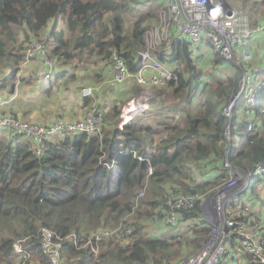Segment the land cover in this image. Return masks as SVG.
I'll return each mask as SVG.
<instances>
[{"label": "trees", "instance_id": "16d2710c", "mask_svg": "<svg viewBox=\"0 0 264 264\" xmlns=\"http://www.w3.org/2000/svg\"><path fill=\"white\" fill-rule=\"evenodd\" d=\"M141 1L0 0V71H5L0 76V88L14 85L9 89L12 94L17 79L24 81L18 75L19 69L24 60L34 57L28 56V50L36 42L43 47L44 52L39 54L42 61H54L56 67L63 68L53 78L54 69L49 77L43 66L38 70L39 75L51 77L52 85L60 79L82 80L80 75L92 82L106 72L100 67L102 64L111 67L113 53L121 55L134 72L142 65L138 50L145 47L146 30L156 22L161 6L159 3L142 12L128 33L124 30L123 13ZM235 2L236 10L247 13L251 28L264 24V0ZM58 22L64 26L58 29ZM254 32L249 39H264V35ZM203 42L192 50L190 41L180 38L171 42L167 52L162 45L152 51L162 62L177 64L173 70L178 80L152 87H166L177 98V103L185 108L179 116L167 113V108L151 109L146 122H153L145 124L132 117L116 127L120 100L92 103L91 85L92 94H81L82 87L88 84L77 90L83 108L102 111L99 132L51 135L42 140V151L37 154L31 141H19L27 138L23 134L0 129V264H21V256L13 247L20 240L32 254L26 264H51L40 247L42 228L48 229L53 238L60 237V251L67 264H176L190 251L195 253L201 248L202 238L210 234L211 227L204 219L200 199L191 208L179 211L178 224L186 221L182 233L166 236L158 229L152 230L150 224L156 226L152 218L166 206L168 194L211 196L228 176L223 165L228 142L226 155L233 168L264 165V71L258 72L262 67H255L258 65H253L254 61L240 60L253 70L250 86L255 97L249 109L243 108V98L236 103L229 141L221 108L236 92L241 70L232 60L215 52V66L225 60L234 66L232 74L222 77L210 70L205 79V70L194 57ZM251 52L253 58L257 50L251 49L249 55ZM95 66L98 69L93 72ZM69 70L73 72L68 73ZM111 84L115 91L120 90L116 83ZM7 98L10 105H3L0 100V115L41 124L12 109L10 96ZM192 105L196 106L190 109ZM83 108L79 115L59 120L78 119ZM149 164L151 172L147 170ZM208 166H214L211 170H215V177L196 180L194 170H209ZM141 189L144 191L140 196ZM254 195L264 199L261 176L255 177L247 190L236 193L228 207L234 210L238 222L253 217L254 220L249 219L251 232L264 238V209L255 204ZM116 227L121 232L127 227L132 229L125 245L114 236L93 239L99 229ZM238 236L236 231L228 230L229 264H258L251 254L235 249Z\"/></svg>", "mask_w": 264, "mask_h": 264}, {"label": "built area", "instance_id": "2783aa9c", "mask_svg": "<svg viewBox=\"0 0 264 264\" xmlns=\"http://www.w3.org/2000/svg\"><path fill=\"white\" fill-rule=\"evenodd\" d=\"M159 3L163 7L158 12L156 22L151 23L146 30L145 47L138 50L142 65L131 72L125 59L121 55L113 53L110 59L112 79L118 83L133 80L140 86H165L170 80H178V75L173 69L165 66L164 62L155 58L152 51L160 45L168 46L170 42L180 38L189 40L192 50L200 46L202 40L210 41L224 59L232 60V62L234 59L241 68L238 88L221 108L225 118V132L228 140L231 141V121L233 112L236 111V103L243 98V108L249 109L252 108L255 97V90L250 86L254 76L253 70L247 62L240 61L235 49L243 45L252 35V32L264 33V24L251 28L248 26L246 18L235 11L230 6L233 4L226 0H161ZM43 52L42 44L36 42L28 50V56ZM53 62L43 61L44 64L49 65ZM151 65L153 69L146 73L145 68ZM46 76H49V73H46ZM141 90L147 102H152L150 97L155 96L157 99L162 93L149 88H142ZM81 94L89 96L92 94V87H82ZM150 105L157 108L166 105V102L159 104L152 102ZM101 123L102 111H95L94 108L89 111L83 108L80 118L69 122L58 120L50 126L0 115V129H11L29 138L33 142L37 154L42 151L40 145L42 140L51 135L63 136L78 131L97 133L100 131ZM247 127L248 129L252 127L250 121ZM229 146L230 142L226 146L223 158V165L228 176L223 183L216 187L211 196L204 197V194L171 192L166 198V206L152 218L154 223L168 226L177 225L181 209L191 208L197 199L202 201L204 219L212 227L210 234L204 236L203 244L197 252L189 254L176 264H229L231 251L228 244V230L236 231L239 234L237 237L238 244L235 246L236 250L247 252L254 257L258 264H264V238L261 234L251 232L249 219L254 220L253 217L249 216L246 221L238 222L235 219L234 210L228 207V203L234 195L247 190L255 177L264 178V165L256 164L251 169L233 168L226 155ZM136 156L142 159L140 155ZM147 170L151 172L150 164ZM143 191V189L139 191L140 196ZM131 232L130 227H127L123 232L120 231L119 227L99 229L93 234V239L96 241L104 236H114L120 241V244L125 245L127 234ZM23 241L14 242L13 247L15 253L21 256V264H26L32 254L22 247ZM60 246V237L53 238V234L48 229L42 228L40 247L51 264H67L63 260Z\"/></svg>", "mask_w": 264, "mask_h": 264}, {"label": "crops", "instance_id": "0c3cea01", "mask_svg": "<svg viewBox=\"0 0 264 264\" xmlns=\"http://www.w3.org/2000/svg\"><path fill=\"white\" fill-rule=\"evenodd\" d=\"M229 1L233 5L236 3L235 0H229ZM238 13L243 15L246 18V22H247L248 26H250L249 25V17L247 15V13L242 12V11L241 12L238 11ZM261 34H262V36L264 35V33H261ZM258 38H259V36L257 38H254V39L262 40V42L264 44V39H261V38L258 39ZM251 40H253V39H251ZM251 40L248 39L247 44H243L242 46H238L236 48L238 58L240 60L243 59L246 61L252 60L254 58V57L252 58V52L253 51L250 53V55H249V51L251 49L254 50V48H255L257 50L256 55H259L261 58H260V60L254 58V60H253L254 63H252V64L258 65L255 67L261 66L262 69L259 68L260 70L258 69L257 71L263 72L264 71V46H260L258 48V46H256V44H255V46L253 45V42H251ZM206 41H204V42H206ZM170 44H171V42H170ZM169 45L168 46L162 45V46H164V50L166 52L170 48ZM209 45L210 44L207 41L206 47L204 45H201V47H200V49L201 48L204 49V54L208 55V60H206L207 64H209L211 62V60L214 58L213 57L214 55L211 53ZM200 49H199V52L201 54L202 60H204L205 55L200 51ZM220 58H222V57H220ZM213 62H214V60H213ZM225 64L228 66L229 63L225 60L224 61L220 60V62H218L216 66H220V65L222 66ZM164 65L167 66L168 68L174 69V67L177 64L164 62ZM199 65L202 66V64H199ZM42 66L45 68L46 73H49V76H50V72H52V70L54 69L51 77H53L55 75L54 73H58L59 71H61L63 69L62 67H60V68L56 67L57 66L56 62H53V64H51V65L44 64L43 61L40 59L39 54H35L34 57L30 58V60H28L26 63H22L21 68L19 69L18 75L21 76L24 79V81L22 82V80L17 79L18 85L16 86V90H14L12 92V94H9V89L6 90L5 88H3V89L0 88V100L2 101L3 105H10V103H8L7 96H11L14 94L13 97L14 98L16 97V104L11 105L12 109L16 110V112H19L20 114H22L27 119L35 120V121H38L41 124H45V125L54 124L59 119H64V118L71 119L75 115H79L81 109L83 108L82 107L83 103H82V98L78 93L77 86L89 84L93 87V90H95L96 89L95 84L90 83L88 81L85 82L84 75H80V77L82 78V81L79 83H71V81L66 82L63 79H60V80L54 82L52 85L49 83V79H51V77L46 78L47 81L40 82V78L43 76L39 75V73L41 71H38V70ZM95 67H97V69H98V66H95ZM100 67L109 73L110 78H111V82L115 83L112 79L113 73H112L111 67L109 68L106 65L105 66L101 65ZM152 69H153V66L151 65V66L145 68L144 71L146 73H149ZM72 72L73 71H70V70L68 71V73H72ZM49 76H46V77H49ZM223 76H225V75H223ZM261 76H263V78H264V75H261ZM98 80H99V77H97L94 80L92 79V82L98 81ZM50 85H52V86H50ZM125 85H128L127 89H126ZM125 85H124V82H122L119 86H117V88L120 89V91L122 93H124L121 95L123 98L125 96L130 97L133 94L131 92V88L134 91V90H136L137 87L140 89L149 88V89H153L157 92L158 91L162 92L163 97H164V102H166L168 100L169 95L171 97H174L167 92L168 89H166V87L156 88V87H152V86H140L137 83H135L133 80L125 82ZM154 88H156V89H154ZM140 89H137L136 91L138 92V90H140ZM127 90H129L130 92ZM40 91H43L47 94V103L43 106H38L34 101V96L36 94H38ZM163 91H165V92H163ZM102 94L103 93H101V96H102ZM4 96H5V98H3ZM174 98H175V100H177L176 97H174ZM146 102L147 101H144V97L142 95H141V98L134 99L133 101H130L127 105L135 104V110L133 112L129 113L126 116V118H128L130 115H132L137 109L142 110L143 108H147V105H149V104L144 105V103H146ZM92 103L99 104V105L100 104H106V103H108V100H101L100 102H98L97 98L93 95ZM3 105L2 106L0 105L1 109H2ZM127 105H126V108H127ZM149 108H153V107H149ZM190 109H193V105L190 107ZM180 112H181V110L176 111L174 113L176 114V116H179ZM122 113H123V110H121L119 117L122 116ZM23 139L26 142H27V140L31 141L29 138L28 139L23 138ZM32 145H34V144H32ZM213 167L214 166L209 167L208 171L215 174L216 173L215 170H211ZM255 212H257V211H255ZM185 224H186V221H181L176 226H174L172 228H167L165 226L160 225L159 223H156V225H160V227H165L164 230L158 229V231L163 232V235H164L165 231H168L170 229H174L176 234L182 233L183 232L182 229H183V226H185ZM259 232L262 233V230H259ZM192 252L193 251H190L189 253H192ZM18 260H19V257H18ZM29 264H31V263H29Z\"/></svg>", "mask_w": 264, "mask_h": 264}, {"label": "rangeland", "instance_id": "374dc122", "mask_svg": "<svg viewBox=\"0 0 264 264\" xmlns=\"http://www.w3.org/2000/svg\"><path fill=\"white\" fill-rule=\"evenodd\" d=\"M227 1V0H226ZM230 1L228 0V3ZM159 5V1L158 0H143L141 1L140 3H137V4H132L128 10L123 13V26H124V30L125 31H128V33L131 32V26L134 22V20L144 11L148 10V9H154L156 5ZM235 11H237L235 9V5H230ZM162 5L160 6L159 8V11L162 9ZM158 11V12H159ZM64 26L63 22H58L57 24V28H62ZM250 37V36H249ZM253 39V40H251ZM249 40H251V42H253V45L255 43H257L260 46L263 45V42H260L258 43L256 39H254V37L252 36ZM52 39L49 38L48 41H47V44L50 45ZM44 43H45V39H44ZM202 45H204L205 47L207 46V41L204 42ZM212 46V47H211ZM204 47V48H205ZM258 47V48H259ZM210 50H211V53L213 55H215V52H218L220 53L213 45H210ZM200 51L204 54V49H200ZM197 54L194 56L195 57V61L197 64H202L203 66V70H205V73H204V78H208L209 77V71L211 70H214L216 74H218L219 76H222L223 75H226L228 73V75H231L232 74V71H233V67L236 66L238 67L239 63H237L234 59H233V62H234V66L232 64H228V66L225 64V65H220V66H215L213 60L214 58L211 60V62L209 64L206 63V60H208V55H205V58L204 60H202V57H201V54L199 51L196 52ZM221 54V53H220ZM219 54V55H220ZM255 54V52L253 53ZM214 57V56H213ZM254 58L257 59V55L254 56ZM254 58L252 60H250V62H252L254 60ZM30 60L27 59L26 62ZM25 62V60L23 61V63ZM25 62V63H26ZM101 65V63L99 64V66ZM103 65V64H102ZM227 66V67H226ZM232 68V69H231ZM240 68V67H239ZM241 70V68H240ZM8 71H9V68H8ZM97 71V67H93V72ZM5 73L4 71V68L0 71V76H3ZM54 77V76H53ZM52 77V78H53ZM42 81H47V79L45 77H41L40 78V82ZM82 80L80 78H77L75 79L73 82L71 83H79L81 82ZM88 80H85V82H87ZM66 82H69V81H66ZM89 82V81H88ZM115 82V81H114ZM90 83H94L95 86H96V89L93 90V95L97 98L98 102H100L101 100H108V102L110 103V101L113 99V98H116V99H119L120 101L118 102V105L121 106V110H123V118H122V122L123 121H127L129 120V118H134V120L136 121H140V122H144L145 124L146 123H151L153 122V119L149 122H146L148 121L147 118L150 117V110L151 109H154V110H159V109H165L167 108V110H165L167 113H174L176 111H180V110H184L185 108H182V105L181 104H178L177 101L175 100L174 97H171L170 95L168 96V100L166 101V106H161V107H154L152 105H150L152 102L156 103V104H159V103H163L164 102V97H163V94L161 93V95L159 96V98L156 99L155 96H152L150 97V100H152V102H146L144 103V105L146 104H149L147 105V108H143L142 110L141 109H137L130 117L126 118L127 115H125V112H126V109L128 108L129 105H127L130 101H133L134 99H138V98H141V95L143 96L142 94V90L140 88H136L137 89H140L138 90V92L136 90H132L131 88V92L133 93L130 97H127L125 96L124 98L121 96L122 95V92L120 90L118 91H115L112 84H111V78H110V75L108 72H103L100 77H99V80L98 81H94V82H90ZM117 86H119L121 83H118V82H115ZM85 85H88V84H85ZM125 85V83H124ZM90 86V85H88ZM126 86V89L128 88V85H125ZM81 86L78 85L77 86V89H79ZM12 89L14 88V85L11 87V86H6L5 89ZM156 89V88H154ZM15 90H16V82H15ZM129 91V90H127ZM130 92V91H129ZM101 93L102 96H101ZM44 96V97H43ZM144 97V96H143ZM91 98H93V96H91ZM9 101L12 103V105L16 104V97L14 98L13 95L10 96V99ZM34 101L35 103L38 105V106H43L47 103V94L43 91H40L38 94H36L34 96ZM122 101L123 104H122ZM144 101H145V97H144ZM122 104V105H121ZM126 105H127V108H126ZM196 105H193V108L195 107ZM149 107H154V108H149ZM126 108V109H125ZM125 115V117H124ZM120 126V124H119ZM19 141L20 142H24V139L22 138H19ZM216 174L206 170V169H202V168H196L194 170V176L196 178V180H203L204 178L206 179H212L215 177ZM205 194V193H204ZM206 195V194H205ZM259 196V195H258ZM257 195H254V197L252 199H256V203L257 205H262L263 209H264V199L258 197ZM257 223L260 225V221H257ZM150 226H152V230L155 231V229H162L164 230L165 227L167 228H172V227H168L166 225H162V226H165V227H160V225H156L155 224H150ZM211 227V226H210ZM212 228V227H211ZM175 230L174 229H170L168 231H165L164 232V235L168 236V235H172V234H175ZM205 237L202 238V244H203V240H204ZM240 252V251H239ZM243 252V251H241ZM242 256V254H241ZM242 258H244L242 256Z\"/></svg>", "mask_w": 264, "mask_h": 264}, {"label": "bare ground", "instance_id": "6f19581e", "mask_svg": "<svg viewBox=\"0 0 264 264\" xmlns=\"http://www.w3.org/2000/svg\"><path fill=\"white\" fill-rule=\"evenodd\" d=\"M134 110H135V104H130L128 106V108L126 109L125 115H128L129 113L133 112ZM123 114H122V118H123ZM125 115H124V117H125Z\"/></svg>", "mask_w": 264, "mask_h": 264}, {"label": "water", "instance_id": "95a60500", "mask_svg": "<svg viewBox=\"0 0 264 264\" xmlns=\"http://www.w3.org/2000/svg\"><path fill=\"white\" fill-rule=\"evenodd\" d=\"M130 116H131V115H130ZM120 123H121L122 125L125 124V122H122V116H120V117L118 118L117 125L120 124ZM117 125H116V126H117Z\"/></svg>", "mask_w": 264, "mask_h": 264}, {"label": "clouds", "instance_id": "9594fccd", "mask_svg": "<svg viewBox=\"0 0 264 264\" xmlns=\"http://www.w3.org/2000/svg\"><path fill=\"white\" fill-rule=\"evenodd\" d=\"M130 117V116H129ZM130 119V118H129ZM123 122H126V120L125 121H123ZM117 125V124H116ZM122 126V124L120 123V126H119V124L116 126V127H121Z\"/></svg>", "mask_w": 264, "mask_h": 264}]
</instances>
